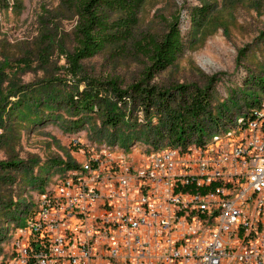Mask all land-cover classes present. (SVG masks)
Masks as SVG:
<instances>
[{
  "label": "built area",
  "instance_id": "obj_1",
  "mask_svg": "<svg viewBox=\"0 0 264 264\" xmlns=\"http://www.w3.org/2000/svg\"><path fill=\"white\" fill-rule=\"evenodd\" d=\"M257 85L175 144L91 142L14 209L0 264H264Z\"/></svg>",
  "mask_w": 264,
  "mask_h": 264
},
{
  "label": "rangeland",
  "instance_id": "obj_2",
  "mask_svg": "<svg viewBox=\"0 0 264 264\" xmlns=\"http://www.w3.org/2000/svg\"><path fill=\"white\" fill-rule=\"evenodd\" d=\"M137 2L139 32L159 37L168 22L178 17L184 44L172 66L150 77L131 41L108 46L80 61V73L71 76L65 54L75 46L76 17L66 0H0V92L4 96L0 103L4 109H0V257L9 244L1 237L14 209L35 197L38 188L32 187L43 184L46 174L59 172L66 163L77 164L81 150L93 141L118 139L125 145L122 139L135 135L155 139L158 102L152 101L145 109L129 85L143 82L141 87L156 93L168 91L172 106L179 99L177 86L208 88L213 113L220 117L253 85L264 82V0H210L199 24L190 13L203 4L200 0ZM49 38L53 40L48 48ZM80 77L104 87L113 80L121 91H127L122 101L107 88L100 94V105L112 106L123 117L118 126L103 125L105 117L98 113L75 115L65 107L74 89H83ZM23 88L26 91H20V96L34 90L38 105L47 98L52 101L49 108L43 106L32 115L23 109L26 103L15 107L18 98L8 96L7 91ZM76 120L80 124L73 127L70 123Z\"/></svg>",
  "mask_w": 264,
  "mask_h": 264
},
{
  "label": "trees",
  "instance_id": "obj_3",
  "mask_svg": "<svg viewBox=\"0 0 264 264\" xmlns=\"http://www.w3.org/2000/svg\"><path fill=\"white\" fill-rule=\"evenodd\" d=\"M137 1L66 0L68 9L76 17L73 27L75 46L71 53L65 54L66 62L69 64L68 72L71 76L75 77L80 73V61L96 55L108 46H122V44L126 45L130 41L135 51L145 60L147 66L145 75L147 77L165 70L175 63L184 49L178 27V17H174L168 22L166 31L159 37L139 32L137 30ZM200 1L203 4L193 8V12L190 13L191 20L195 24H199V20L203 21L205 19L209 9L208 2L210 0ZM53 36H56V34H53ZM135 37H139L138 40ZM52 40V38H49L48 48L52 45ZM79 80L84 81L83 89L78 90L75 88L73 94L67 97L65 107L75 115L90 112L98 113L105 117L102 121L103 125L118 126L119 122L124 120L123 117L118 115L112 106L100 105V94L102 90L107 88L109 93L117 96L122 101L127 91H121L113 80L105 83L108 87H104L103 83L86 77H80ZM142 83L129 85V90L137 95L145 109L150 108L152 101L158 102L155 114L160 118H158V124L153 130L155 139H152L155 143L161 142L166 137L171 144H175L184 137L203 132L206 126L211 125L218 118L217 114L214 115L213 113L208 88L191 87L188 89V87L179 85L176 87L179 99L176 100L175 106H172L169 104L172 95L168 91L156 93L152 88L141 87ZM20 91L24 93L26 89L23 88L17 91L13 89L7 92L8 96H17L15 107L26 103L23 109L28 112L31 111L32 115L43 106L49 108L52 102L47 98L41 105H38L39 99L36 98L34 90H30L29 95H22L23 97L18 94ZM2 100H4V96L0 92V103H3ZM105 103L106 101H104ZM161 115H163V118ZM70 124L73 127H78L80 120L73 121ZM122 140L126 141L125 139Z\"/></svg>",
  "mask_w": 264,
  "mask_h": 264
}]
</instances>
